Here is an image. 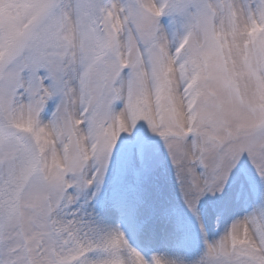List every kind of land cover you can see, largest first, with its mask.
<instances>
[{
	"label": "snow or ice",
	"instance_id": "1",
	"mask_svg": "<svg viewBox=\"0 0 264 264\" xmlns=\"http://www.w3.org/2000/svg\"><path fill=\"white\" fill-rule=\"evenodd\" d=\"M0 264H264V0H0Z\"/></svg>",
	"mask_w": 264,
	"mask_h": 264
}]
</instances>
